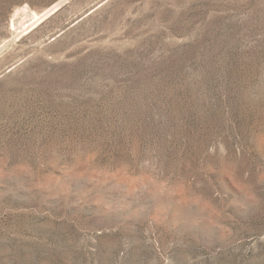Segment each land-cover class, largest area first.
I'll return each instance as SVG.
<instances>
[{
	"label": "rangeland",
	"instance_id": "rangeland-1",
	"mask_svg": "<svg viewBox=\"0 0 264 264\" xmlns=\"http://www.w3.org/2000/svg\"><path fill=\"white\" fill-rule=\"evenodd\" d=\"M0 264H264V0H0Z\"/></svg>",
	"mask_w": 264,
	"mask_h": 264
}]
</instances>
